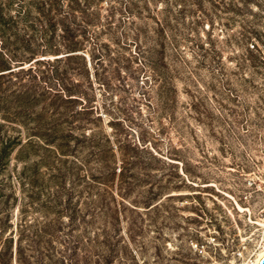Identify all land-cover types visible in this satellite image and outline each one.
Returning <instances> with one entry per match:
<instances>
[{
    "label": "rangeland",
    "instance_id": "obj_1",
    "mask_svg": "<svg viewBox=\"0 0 264 264\" xmlns=\"http://www.w3.org/2000/svg\"><path fill=\"white\" fill-rule=\"evenodd\" d=\"M263 223L264 0H0V264H251Z\"/></svg>",
    "mask_w": 264,
    "mask_h": 264
},
{
    "label": "bare ground",
    "instance_id": "obj_2",
    "mask_svg": "<svg viewBox=\"0 0 264 264\" xmlns=\"http://www.w3.org/2000/svg\"><path fill=\"white\" fill-rule=\"evenodd\" d=\"M239 210L240 211H244V209H242L241 206H238ZM264 225V223H263ZM264 258V246H263V249L258 253V255L256 256L255 260H253L251 262V264H259L260 261Z\"/></svg>",
    "mask_w": 264,
    "mask_h": 264
},
{
    "label": "water",
    "instance_id": "obj_3",
    "mask_svg": "<svg viewBox=\"0 0 264 264\" xmlns=\"http://www.w3.org/2000/svg\"><path fill=\"white\" fill-rule=\"evenodd\" d=\"M259 264H264V258L260 261Z\"/></svg>",
    "mask_w": 264,
    "mask_h": 264
},
{
    "label": "trees",
    "instance_id": "obj_4",
    "mask_svg": "<svg viewBox=\"0 0 264 264\" xmlns=\"http://www.w3.org/2000/svg\"><path fill=\"white\" fill-rule=\"evenodd\" d=\"M64 261H65V260H62V262H61V263H62V264H64Z\"/></svg>",
    "mask_w": 264,
    "mask_h": 264
}]
</instances>
